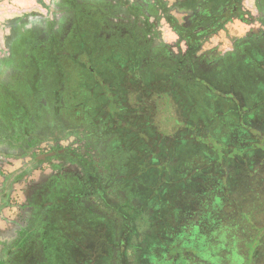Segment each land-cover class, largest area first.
Segmentation results:
<instances>
[{"label":"flooded vegetation","instance_id":"1","mask_svg":"<svg viewBox=\"0 0 264 264\" xmlns=\"http://www.w3.org/2000/svg\"><path fill=\"white\" fill-rule=\"evenodd\" d=\"M166 2L34 0L33 7L18 4L20 13L0 25V75L7 77L0 139L8 158L26 160L7 176L0 168V264H45L44 241L69 231L79 213L96 218L92 207L113 204L109 194L139 196L132 161L117 145L124 111L136 105L129 102L136 84L186 88L188 80L218 76L214 62L198 55L203 43L236 21L256 24L264 34V0L252 6L246 0H179L172 8ZM159 18L184 43V53L164 50L155 34ZM247 37L234 53L253 48L257 36ZM20 182L25 199L14 203ZM66 202L72 204L66 208ZM13 207L16 217L3 214Z\"/></svg>","mask_w":264,"mask_h":264},{"label":"trees","instance_id":"2","mask_svg":"<svg viewBox=\"0 0 264 264\" xmlns=\"http://www.w3.org/2000/svg\"><path fill=\"white\" fill-rule=\"evenodd\" d=\"M208 33L212 31L199 34L196 38ZM189 42L191 50L195 51L193 39ZM235 54L227 57L232 58ZM240 54L243 57L238 59L239 55L235 56L231 70L235 62L241 65L240 62L246 59L252 67L248 70L251 86L244 79L235 77L229 80L231 91H228L226 86L218 83L219 76L188 80L186 88L163 82L153 87L135 85L139 89L133 97L136 105L131 112L125 110L124 117L149 120L153 111L155 113L156 106L149 100L154 96L158 106L167 105L171 111L174 110L177 115L174 118L175 127L180 128V131L170 137L169 149L164 147L166 143L163 140L150 148L149 143L146 146L145 135L141 139V145L149 153L140 159V172L144 174L152 171L156 182L151 188L149 202L142 201L131 215L125 214L123 218L129 223L133 219V212L137 210L132 223L143 222L144 230L140 232L137 227L136 230H130L119 226V234L101 232L96 239L98 245L104 244L105 248H95L93 263L106 257L107 264L112 261L113 264H231V254H235L243 264L248 261L253 264V255L264 238V229L259 226L261 232L257 233V226L252 223L255 214H264L261 203L264 200V180L255 181L260 186L254 192H242L245 181L240 180L238 185L240 182L241 185L235 190L236 194L233 193L234 196L231 194V185L239 174L237 171L248 166L250 159L264 160V124L259 123L264 121V45L256 44L251 49L242 50ZM220 61L214 62L213 66ZM241 134L245 136L244 140L240 139ZM236 135H239L237 139ZM247 143L249 146L246 148ZM186 149L187 155L182 153ZM231 149L237 152L236 155L229 156ZM250 171L254 175L250 178L252 183L253 179L263 178L255 167L250 168ZM175 190L179 198L185 195L188 199L192 196L189 193H195L194 198L199 199L197 202L194 198L190 199L189 207L180 206L176 200L171 202L170 196ZM255 197L258 200L253 201ZM242 212L250 214V223L241 219L230 220ZM201 213L213 217L202 227L196 219H192V216ZM239 224L251 225L252 236L248 237L245 227L236 234L234 229ZM105 226L108 227L107 224ZM201 233L204 237L202 247ZM246 240L257 241L252 250L246 249ZM239 248L245 249L244 254L237 253ZM129 250L135 252L133 261L129 258Z\"/></svg>","mask_w":264,"mask_h":264},{"label":"rangeland","instance_id":"3","mask_svg":"<svg viewBox=\"0 0 264 264\" xmlns=\"http://www.w3.org/2000/svg\"><path fill=\"white\" fill-rule=\"evenodd\" d=\"M168 4H170L171 8L172 6L178 2L179 0H166ZM34 0H14L13 3H11L13 9H10L11 11H15V7H18V4L21 6L24 5L25 8H29L30 6H34L32 4ZM136 2H139L140 4H145L148 2V0H136ZM254 3V0H246V5L252 6ZM255 13V9H253ZM173 15L181 22L182 14H178L177 12H173ZM156 19L155 22L157 23V27H155V34L156 38L160 41V43L163 45V48L165 51L171 52L172 55H178L182 54L186 50V46L184 43H179L178 38L176 36V33L172 29V27L167 24L163 19L159 18V20ZM253 23V22H251ZM249 34H255L257 37L253 38L251 43L253 44V47H255L256 44H263L264 45V34L260 30H258V25L256 24H247L242 23L239 21H236L235 25L233 27L230 26L229 29H226L224 31L218 32L216 35L211 36L208 41L203 43L202 48L198 55L203 56L204 58L207 57V62H216L218 60H221L216 66L215 70L218 73L220 83L223 86H226V89L228 91H231V84H229V80L234 79L235 77H238L240 79H244L245 83L247 82V85H252V80L250 79V75L248 70H250L252 67L249 63L246 62V59H243L240 64L238 65V62H235L233 65L235 66L233 70H231V63L235 60V56H238L239 58H242L243 55L240 53L235 54L232 58L227 57L231 54H234L235 52V44L238 46L239 44L244 43L243 40L248 38ZM169 54V53H168ZM237 65V66H236ZM229 78V79H228ZM227 79V80H226ZM227 82L226 84H224ZM152 103L154 102L155 107V113L153 111L152 116L150 119H146L144 121L138 120L137 122H133V119L131 117L124 120L118 128V135L121 136L118 146L120 152L122 153L124 151L125 155L129 157V159L132 161L131 169L133 170L132 176L133 178H136L135 183L133 187H135V191H139V196L137 198H134L135 196L129 192L124 191L121 194H109L108 196L112 198L111 202L113 204H105V203H97L94 204L93 210L95 211L94 215L97 216L96 218H89L86 215L78 214L77 217L74 220V223H72V226L70 225V230L72 232H69L68 230H64V232H61L58 236H50L48 239L44 241V258L46 261L45 264H107L106 260L104 258H101L97 262L93 263L92 259L96 257L95 255V248L97 250H102L105 248L104 244L98 245V241L96 238H98V235L103 234L104 231L112 232L111 235L119 234L121 230L119 229V226L127 229H134L140 232H143L144 228L143 222H135L132 223L135 216L137 215V210L133 212V219L128 222H125V219L123 216L125 214L131 215L133 209H137L139 204L143 202H149V199H151L152 192L151 188L156 182L155 173L152 171L146 172L142 174L140 172V159L142 160L144 156H148L149 150L143 148L141 145V139L146 137V146H149L150 148H153V144H158L160 141H164L166 144L164 147L166 149H169V143H170V137L175 136L180 131V128H176L175 124L176 121L174 118H177L176 113L174 110H170L169 106H165L160 104L158 106L157 104V98L151 97L149 99ZM214 100V99H213ZM219 100V99H218ZM130 104L134 103V98L129 97ZM151 103L152 107L153 104ZM216 104V102H215ZM217 105V104H216ZM131 112V110H129ZM155 114V115H154ZM128 115V113H127ZM145 115V114H144ZM148 122L146 123V121ZM256 122V121H255ZM257 123V122H256ZM259 123L264 124V121H260ZM177 125V124H176ZM148 134V135H147ZM239 135H236V139ZM245 136L241 134V140H244ZM239 140V139H238ZM71 141H65L62 142V146L66 147L68 144H70ZM148 141V142H147ZM111 143V141H110ZM84 148H86L85 144H82ZM123 146V149L122 147ZM249 146V144H246V148ZM264 146V145H263ZM83 147L77 148L80 150V152H84ZM227 151L229 149L226 148ZM187 149L183 151L182 153L187 155ZM237 153L235 150L231 149V155H236ZM194 155V154H193ZM240 155V154H239ZM152 157V156H150ZM149 157V158H150ZM222 157V155H221ZM122 160H127L125 157H120ZM241 158V157H239ZM148 159V158H146ZM145 160V159H144ZM131 164V163H130ZM11 167L14 168L15 164L12 161H7L6 165L4 167ZM255 167L259 173L263 175V178L253 179V183L250 181V178L254 175L251 174L250 168ZM237 173H239L236 176L235 182L231 185L232 196L233 193L236 194L235 190L241 185V182L238 185V182L245 181L243 186L242 192H248L252 191L254 192L257 186H260L255 181L264 180V160L260 161L255 160L254 158L250 159V163L248 166L243 167V170H238ZM37 175H34V177ZM212 180V179H211ZM212 182H210L211 184ZM214 187H216V182H214ZM15 190L12 194V202L14 203H22L25 199V186L23 183H18L14 186ZM180 188V186L178 187ZM179 190V189H178ZM231 190V188H230ZM192 196L187 199L185 195L181 196L179 198L177 191L175 190L174 193L170 196L171 202L174 203L175 200L177 201V204L184 207H189L191 204V200H193L195 193H189ZM141 196V197H140ZM248 196V194H247ZM250 196V195H249ZM174 198V199H173ZM195 202L198 201V197H195ZM260 199V198H259ZM264 199V198H262ZM253 201L258 200V198H252ZM261 200V199H260ZM248 201V200H247ZM231 202L233 204H236L233 199H231ZM231 203V204H232ZM262 205L264 206V200H261ZM72 203L66 202L64 204V207L68 208ZM232 204V205H233ZM15 206V205H14ZM262 206V207H263ZM261 207V206H260ZM17 208H14L12 210L6 209L3 214L7 217H16V214H18ZM12 213V214H11ZM101 216H103L101 218ZM89 218V219H88ZM103 219V221H100ZM192 219H196L198 225L202 227V224L205 223L207 220L212 221L213 217L210 214H200L199 216L194 215L192 216ZM242 220L250 223V214L248 212L245 213H239L235 216H232L230 220ZM252 222L255 226V231L257 233L261 232V227L264 229V214L257 213L255 214ZM102 226H101V225ZM105 224L108 225V227L105 226ZM87 226L89 228H87ZM101 226V227H100ZM139 226V227H138ZM261 226V227H259ZM243 227H245L248 237L252 236L251 231V225H243L239 224L235 229L234 232L237 234L238 232L243 231ZM196 227H193V229ZM263 231V230H262ZM107 232V233H108ZM196 233V231H195ZM203 233H201L202 236ZM203 236L201 237V247L204 243ZM262 239V238H261ZM94 242L96 243L94 245ZM246 240L244 243L247 250H252L253 245L256 243ZM100 244V243H99ZM245 249H237V253H243L244 254ZM84 252L87 254L84 255ZM119 252V251H118ZM103 253V252H102ZM250 253V252H249ZM130 260L135 259V252L134 250H129L128 252ZM171 257V256H169ZM239 257V256H238ZM100 258V257H99ZM238 258L235 256V254H231V264H243L242 262L237 260ZM253 264H264V238L261 243V246L255 251L253 255ZM248 261V260H247ZM113 264V261L111 262ZM179 264V262H177ZM249 264V261L247 262Z\"/></svg>","mask_w":264,"mask_h":264},{"label":"crops","instance_id":"4","mask_svg":"<svg viewBox=\"0 0 264 264\" xmlns=\"http://www.w3.org/2000/svg\"><path fill=\"white\" fill-rule=\"evenodd\" d=\"M0 2H1V4H0V25H1V24H3L2 22L5 19L14 17L13 12H17V13H20V12L19 11H11L10 10V8L12 7L11 3H8L7 1H3V0H0ZM1 63L5 64V61L0 58V64ZM6 79H7V77L5 76V74L0 75V97L3 98L4 100H5L6 96H3V93H2L3 88L2 87L5 86ZM3 110L5 112L4 101L0 99V111H3ZM0 116H1V114H0ZM7 145L8 144L6 143V140L2 136V138L0 139V168H1L2 176L3 175L7 176V175L11 174V172L15 171L16 169H19L21 167V165L24 163V161H26V160H22V159L11 160L10 158H8L11 156H10L9 149L7 148ZM7 161H12L15 164L13 169L11 167H7V166L4 167V165H6V163H7ZM2 176H0V184H3V177ZM0 226H1V223H0Z\"/></svg>","mask_w":264,"mask_h":264}]
</instances>
